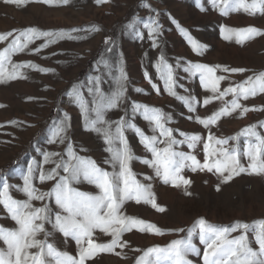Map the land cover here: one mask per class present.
Listing matches in <instances>:
<instances>
[{
    "label": "snow or ice",
    "instance_id": "snow-or-ice-1",
    "mask_svg": "<svg viewBox=\"0 0 264 264\" xmlns=\"http://www.w3.org/2000/svg\"><path fill=\"white\" fill-rule=\"evenodd\" d=\"M4 3L23 7L32 0H3ZM48 5H67L70 0H41ZM109 0H96L97 4L108 3ZM213 9L223 16L233 12L243 11L249 15H264V0H210ZM144 7L150 9L154 15L147 19L137 17L129 22L126 28L135 36L143 40L147 36L153 48L160 47V38L163 30L156 18L155 10L149 3ZM202 11L207 9L201 6ZM175 23V21H173ZM181 34L197 55H202L207 45L201 44L191 33L177 24ZM72 31H81L73 29ZM88 32L100 31L98 26L83 29ZM14 32L16 33L14 35ZM221 32L225 40L235 38L238 44L252 40L257 36H264V31L249 26L232 28L222 26ZM0 51V82L26 78L21 69L31 68L47 73L53 71L41 68L31 62L13 63L12 57L24 52L36 40L45 38V43L33 49L40 52L42 48L56 44L63 39H80L71 31H41L35 27L24 30H13L0 34V42L9 41ZM106 53L113 52L111 37L105 39ZM105 68L115 67L113 75L115 84L112 89L103 88L101 76H93L88 84V94L91 101L86 99L84 92L76 84L70 86L66 95L68 102L80 109L86 131L99 135L105 145L104 151L108 154L103 163L111 166V170L101 167L91 157L80 155L75 145L69 141L68 132L71 127V116L64 112L53 127L49 143L65 145V154L47 152L43 155V164H54V167L45 171L37 161H33L22 175V186L15 191L23 195V199L14 197L12 186L7 182L0 185V205L6 210L12 227L0 224V264H88L97 254L115 253L121 256L119 249H129L141 252L135 264H192L189 256L202 258V264H264V219L252 222L235 221L230 225H220L198 218L189 228L162 229L154 223L142 218L126 214L124 206L129 201L136 204H148L158 212L166 209L157 203L155 193L150 183H144L137 178L133 171V161L137 159L129 139L126 135L132 130L140 143L151 154L142 163L153 171V176L146 180L159 178L163 184L175 188H184L186 195H191L188 187L193 183L186 178L185 170L192 173L207 172L218 177L221 183H229L243 173L264 175V134L257 130L256 125L244 128L241 132L227 138L217 137L211 128L216 126L221 118L232 116L238 110L246 114L251 110L241 104V99L248 100L257 94L264 93V72L249 76L242 83L220 90L224 75H217L218 70L224 73H243V68H228L220 65L209 66L203 63H189L183 71L193 77H198L206 91L211 96L203 99V106H207L213 99L224 101L231 95L230 101L212 115L202 118L195 116V121L208 129L206 136L198 133H179L182 139L174 134L169 125L172 117L161 108L148 104L132 102V113H139L150 126L151 134L141 129L132 118L120 117L112 121L108 119V112L117 109L127 99L128 75L123 59H114L111 62L101 58ZM159 78L163 81L165 90L187 105L189 113L197 112L200 101L195 97L178 95L177 77L173 64L161 54L154 65ZM145 78L152 88L159 92L158 86L152 82L147 71ZM137 92L143 91L136 89ZM264 110V109H260ZM189 119H192L190 116ZM264 128V124L260 125ZM243 138V145L241 139ZM186 145L190 151L181 150ZM202 145L203 162L198 158L197 148ZM58 157V159H53ZM246 161L247 166H245ZM53 182L47 191L37 186ZM87 182L98 190L95 193L80 190L77 185ZM220 186L217 185V191ZM54 201V203H53ZM34 202H40L36 206ZM51 226V227H49ZM151 235L170 233H184L179 239L172 240L166 246H152L145 250L131 248L129 241L124 239L125 234L133 231ZM102 233L110 240L97 242L96 233ZM239 233L238 235H233ZM71 239L75 242L78 254L72 255L62 250L56 243V235ZM203 245V252L196 242ZM255 244L257 247H253ZM126 258V257H124Z\"/></svg>",
    "mask_w": 264,
    "mask_h": 264
},
{
    "label": "rangeland",
    "instance_id": "rangeland-1",
    "mask_svg": "<svg viewBox=\"0 0 264 264\" xmlns=\"http://www.w3.org/2000/svg\"><path fill=\"white\" fill-rule=\"evenodd\" d=\"M145 3H149L151 9L155 10L156 18L163 30L159 48L151 46L147 30L141 27V31L145 32V39L140 40L126 28V25L137 17L147 19L154 15L150 9L144 7ZM201 6L207 10L202 11ZM177 24L188 30L201 44L207 45L202 55H197L192 50ZM93 26H98L100 31H83ZM222 26L232 28L254 26L264 31V15H249L240 11L223 16L212 8L210 0H109L104 4H97L96 0H70L67 5H48L41 0H32L23 7L6 4L0 0V34L35 27L41 31H71L73 36L81 37L60 40L37 53L33 49L45 43V38H41L30 44L24 52L12 57L13 63L31 62L53 71L44 73L24 68L21 72L26 78L0 82V185L7 181L12 186L11 194L23 199V195L15 189L22 186V175L34 160L48 171L54 164H43L44 153L60 152L65 154L66 158L65 145L49 143L54 123L62 118L64 112L71 116L68 137L79 154L91 157L101 167L111 170L110 165L103 163L108 154L104 151L102 138L85 130L80 109L77 105L69 103L66 95L70 86L76 84L82 89L86 99L91 101L92 97L88 94L87 88L90 86L88 81L93 76L102 77L105 90L113 88L115 80L110 73H114L116 69L105 68L101 63L102 57L109 62L123 59L129 78L127 99L117 109L108 112L109 120L115 121L120 117L132 118L141 129L151 134L150 126L142 116L139 113H132L130 103L139 102L161 108L171 115L172 119L168 126L174 129L178 139L183 138L179 136L181 131L206 136L209 130L199 125L195 121V116L206 118L212 115L224 106V102L230 101L232 96L225 97L224 101L213 99L209 105L203 106V99L211 96V92L204 89L198 77L185 73L183 67L189 63H203L209 66L246 69L243 73H224L218 70L217 75L226 77L221 82V91L230 85L242 83L249 76L264 72V36H257L238 44L235 38L232 40L223 38ZM73 29L81 31H72ZM108 37L113 41L112 53H106L105 39ZM11 39L10 37L9 41L0 42V51L7 47ZM161 54L174 66L178 95H190L200 101L196 113H189L187 105L170 96L165 90L164 83L154 67ZM145 71L158 86V93L145 78ZM138 88L143 91L137 92ZM240 102L242 106L256 110L246 114H241L238 110L232 116L221 118L218 124L211 128L217 137H231L251 125H256L257 130L264 134V128L260 127L264 124V110H260L264 109V93L250 97L246 101L241 99ZM190 116L192 119H189ZM126 135L137 157L132 164L133 171L142 182L152 185L157 203L166 209L161 213L151 205L129 201L124 206L126 214L142 218L165 230L187 229L198 218L220 225L264 219V175L243 173L224 184L212 173H192L186 169L184 173L186 178L193 181L188 187L191 195H186L184 188L165 185L159 178L146 180L145 177L154 174L142 160L151 158V154L132 130H128ZM181 150L190 151L186 145L182 146ZM196 152L203 162L202 145L198 146ZM244 163L247 166L246 161ZM52 183L40 186L36 181L37 186L43 191L49 190ZM217 185L220 186L219 191ZM77 187L86 192L98 191L87 182H82ZM34 203L40 206V202ZM0 224L7 227L14 225L2 205ZM183 235L184 233L170 232L164 235H151L134 230L125 234L124 239L129 241L131 248L145 250L156 245L166 246ZM96 236L97 242L110 240V237L99 232ZM194 242L203 252V245L199 244L198 239ZM56 243L62 250L72 255L78 254L73 240L57 234ZM252 246L257 247L255 244ZM116 251L122 255L101 252L88 264H135L136 258L142 255V251L134 252L119 248ZM189 259L192 264H202L201 257L191 255Z\"/></svg>",
    "mask_w": 264,
    "mask_h": 264
}]
</instances>
